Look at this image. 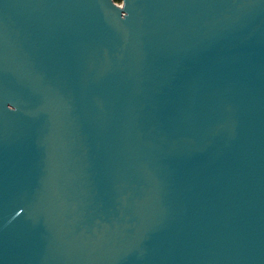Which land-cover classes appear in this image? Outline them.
I'll list each match as a JSON object with an SVG mask.
<instances>
[{"label": "water", "instance_id": "95a60500", "mask_svg": "<svg viewBox=\"0 0 264 264\" xmlns=\"http://www.w3.org/2000/svg\"><path fill=\"white\" fill-rule=\"evenodd\" d=\"M0 264H264V0H0Z\"/></svg>", "mask_w": 264, "mask_h": 264}, {"label": "trees", "instance_id": "16d2710c", "mask_svg": "<svg viewBox=\"0 0 264 264\" xmlns=\"http://www.w3.org/2000/svg\"><path fill=\"white\" fill-rule=\"evenodd\" d=\"M115 1L120 2L121 0H115Z\"/></svg>", "mask_w": 264, "mask_h": 264}]
</instances>
